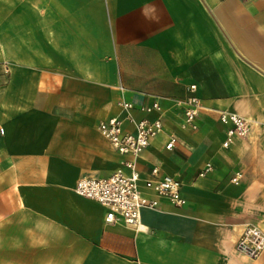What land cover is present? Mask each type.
<instances>
[{
	"label": "crops",
	"instance_id": "crops-1",
	"mask_svg": "<svg viewBox=\"0 0 264 264\" xmlns=\"http://www.w3.org/2000/svg\"><path fill=\"white\" fill-rule=\"evenodd\" d=\"M191 84L194 131L177 105ZM153 99L164 131L136 161L140 189L153 198L156 167L185 204L108 224L74 187L122 167L98 123ZM218 112L248 135L223 148ZM0 129V264H264L235 250L244 226L264 231V0H0Z\"/></svg>",
	"mask_w": 264,
	"mask_h": 264
},
{
	"label": "built area",
	"instance_id": "built-area-1",
	"mask_svg": "<svg viewBox=\"0 0 264 264\" xmlns=\"http://www.w3.org/2000/svg\"><path fill=\"white\" fill-rule=\"evenodd\" d=\"M187 92V98L183 102H177L178 106L184 108L181 128L194 131L198 128L197 118L202 105L197 97L196 85H189ZM116 106L121 115L100 121L97 129L122 158V167L108 178H80L76 182L74 192L102 206L106 210L104 218L106 223L122 222L126 226L140 230L142 227L140 212L143 208H156L160 199L181 207L185 204V200L181 195V182L166 175L159 177V170L156 167L151 170V178L143 181V188L151 192L153 198L143 195L140 189V175L136 161L150 142L164 131L160 118L163 113L160 101L153 99L148 105L136 106L132 102L121 100ZM135 112L144 116L136 118ZM151 114L159 116L150 119L148 115ZM218 119L226 126L223 148H227L234 138H244L249 133L247 121L238 115L218 112ZM126 126H129V130H126ZM0 134H3L2 129ZM177 143L178 138L174 134H169L164 149L171 152ZM211 170V165L207 164L199 176L202 177ZM239 179L240 175L235 174L231 182L236 185ZM235 250L249 259L257 258L264 253V231L253 225L244 226L235 242Z\"/></svg>",
	"mask_w": 264,
	"mask_h": 264
}]
</instances>
